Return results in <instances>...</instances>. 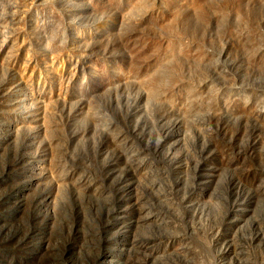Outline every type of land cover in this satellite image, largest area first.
Returning a JSON list of instances; mask_svg holds the SVG:
<instances>
[{
  "label": "rangeland",
  "instance_id": "374dc122",
  "mask_svg": "<svg viewBox=\"0 0 264 264\" xmlns=\"http://www.w3.org/2000/svg\"><path fill=\"white\" fill-rule=\"evenodd\" d=\"M0 264H264V0H0Z\"/></svg>",
  "mask_w": 264,
  "mask_h": 264
},
{
  "label": "bare ground",
  "instance_id": "6f19581e",
  "mask_svg": "<svg viewBox=\"0 0 264 264\" xmlns=\"http://www.w3.org/2000/svg\"><path fill=\"white\" fill-rule=\"evenodd\" d=\"M150 55V54H149ZM151 56V55H150ZM157 56V55H156ZM151 57H154V56H151ZM155 58V57H154ZM146 61V60H145ZM153 61V60H152ZM147 62V61H146ZM145 62V63H146ZM150 62V61H149ZM153 69L155 70V73L156 74H160V72L162 71V68H161V63H160V61H159V59H157L156 61H155V63H154V66H153ZM41 95V94H40ZM48 95L46 94V97H47ZM43 99L41 98V97H37V100H36V103L37 104H39V102L41 103V110L43 111V117H44V111L46 110V106L48 107V101L46 102V100L48 99V98H46L45 96H44V94H43ZM39 101V102H38ZM43 121L45 120L44 118L42 119ZM44 134L45 135H47L48 134V129L47 128H45L44 127ZM235 254V253H234ZM235 257V256H234ZM238 257H239V255H238Z\"/></svg>",
  "mask_w": 264,
  "mask_h": 264
}]
</instances>
